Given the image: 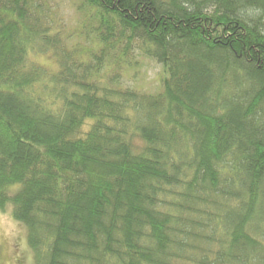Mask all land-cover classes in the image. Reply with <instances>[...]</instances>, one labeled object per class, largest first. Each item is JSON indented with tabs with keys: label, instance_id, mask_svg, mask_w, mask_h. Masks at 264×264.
I'll return each instance as SVG.
<instances>
[{
	"label": "trees",
	"instance_id": "trees-1",
	"mask_svg": "<svg viewBox=\"0 0 264 264\" xmlns=\"http://www.w3.org/2000/svg\"><path fill=\"white\" fill-rule=\"evenodd\" d=\"M9 202L35 264H264V0H0Z\"/></svg>",
	"mask_w": 264,
	"mask_h": 264
},
{
	"label": "rangeland",
	"instance_id": "rangeland-1",
	"mask_svg": "<svg viewBox=\"0 0 264 264\" xmlns=\"http://www.w3.org/2000/svg\"><path fill=\"white\" fill-rule=\"evenodd\" d=\"M65 17L69 26L75 25V11L71 6L65 9ZM39 62L47 70L54 65V59L48 55L39 57ZM141 62L138 67L126 71V83H135L148 92L157 91L162 66L148 59H141ZM27 234L25 224L13 217L12 203L9 202L5 209L0 206V264H35Z\"/></svg>",
	"mask_w": 264,
	"mask_h": 264
}]
</instances>
